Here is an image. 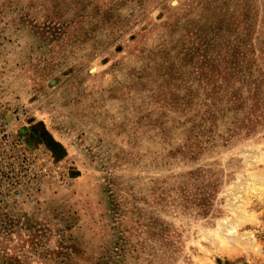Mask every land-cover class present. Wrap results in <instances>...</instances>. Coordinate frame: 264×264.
<instances>
[{
  "label": "rangeland",
  "instance_id": "1",
  "mask_svg": "<svg viewBox=\"0 0 264 264\" xmlns=\"http://www.w3.org/2000/svg\"><path fill=\"white\" fill-rule=\"evenodd\" d=\"M58 255L264 264V0H0V264Z\"/></svg>",
  "mask_w": 264,
  "mask_h": 264
},
{
  "label": "water",
  "instance_id": "2",
  "mask_svg": "<svg viewBox=\"0 0 264 264\" xmlns=\"http://www.w3.org/2000/svg\"><path fill=\"white\" fill-rule=\"evenodd\" d=\"M45 141L49 145V147L56 153H58V156H63L66 153V149L59 146V143L49 134H45L44 136Z\"/></svg>",
  "mask_w": 264,
  "mask_h": 264
},
{
  "label": "flooded vegetation",
  "instance_id": "3",
  "mask_svg": "<svg viewBox=\"0 0 264 264\" xmlns=\"http://www.w3.org/2000/svg\"><path fill=\"white\" fill-rule=\"evenodd\" d=\"M46 132L38 127H33L30 132V138L34 141L44 140Z\"/></svg>",
  "mask_w": 264,
  "mask_h": 264
},
{
  "label": "trees",
  "instance_id": "4",
  "mask_svg": "<svg viewBox=\"0 0 264 264\" xmlns=\"http://www.w3.org/2000/svg\"><path fill=\"white\" fill-rule=\"evenodd\" d=\"M60 245H62V244H60ZM47 252H48V250L47 251H44V253H47ZM48 254H49V252H48ZM56 260H58L60 262V264H67V263H69V262L66 261V259H62L59 255L57 256V259ZM41 264H49V263H48V261H46V262H41Z\"/></svg>",
  "mask_w": 264,
  "mask_h": 264
}]
</instances>
